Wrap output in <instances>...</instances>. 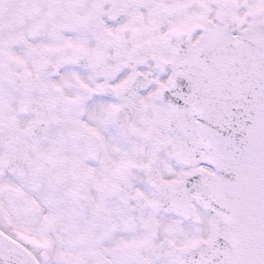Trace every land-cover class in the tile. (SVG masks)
Returning a JSON list of instances; mask_svg holds the SVG:
<instances>
[{
	"label": "snow or ice",
	"instance_id": "obj_1",
	"mask_svg": "<svg viewBox=\"0 0 264 264\" xmlns=\"http://www.w3.org/2000/svg\"><path fill=\"white\" fill-rule=\"evenodd\" d=\"M0 264H264V0H0Z\"/></svg>",
	"mask_w": 264,
	"mask_h": 264
}]
</instances>
